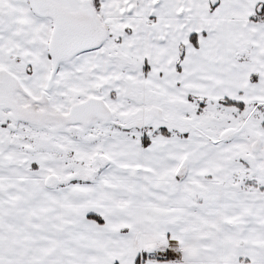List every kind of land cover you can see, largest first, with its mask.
Masks as SVG:
<instances>
[{
  "label": "snow or ice",
  "instance_id": "snow-or-ice-1",
  "mask_svg": "<svg viewBox=\"0 0 264 264\" xmlns=\"http://www.w3.org/2000/svg\"><path fill=\"white\" fill-rule=\"evenodd\" d=\"M0 264H264V0H0Z\"/></svg>",
  "mask_w": 264,
  "mask_h": 264
}]
</instances>
